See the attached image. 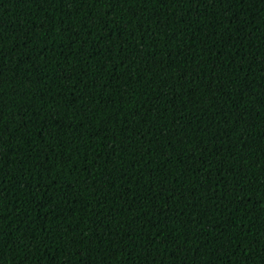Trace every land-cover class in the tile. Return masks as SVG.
I'll return each mask as SVG.
<instances>
[{"label": "trees", "instance_id": "obj_1", "mask_svg": "<svg viewBox=\"0 0 264 264\" xmlns=\"http://www.w3.org/2000/svg\"><path fill=\"white\" fill-rule=\"evenodd\" d=\"M0 264H264V0H0Z\"/></svg>", "mask_w": 264, "mask_h": 264}]
</instances>
